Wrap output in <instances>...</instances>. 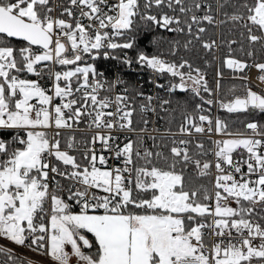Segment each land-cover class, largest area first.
<instances>
[{
    "label": "snow or ice",
    "instance_id": "snow-or-ice-1",
    "mask_svg": "<svg viewBox=\"0 0 264 264\" xmlns=\"http://www.w3.org/2000/svg\"><path fill=\"white\" fill-rule=\"evenodd\" d=\"M225 24L264 51V0H67L66 5L0 0V238L44 249L55 264H70L73 257L78 264H264V123L230 131L227 121L204 114L205 105H216L227 113L264 115V90L246 85L243 95L229 89L214 99L222 72L210 87L200 67L149 55L138 41L144 28H161L186 35L185 49L199 42L215 58L220 45L204 41L202 34L205 25ZM171 43L175 56L181 44ZM237 43L227 41L223 65L240 73L255 67L264 74V63L232 55ZM118 49L122 55L113 54ZM94 53L146 67L157 78H178L169 81L168 91L199 98L201 103L183 113L181 138L169 133L167 153L144 147L139 136L116 143L120 137L114 133L137 131L136 109L128 96L109 95L114 84L123 83L119 77L107 82L94 65L79 66L86 55L98 58ZM55 65L74 67L53 71ZM26 74L48 76L53 86ZM146 100L140 111L155 113L153 97ZM170 102L163 100L161 107ZM85 118L88 128L97 130L89 143H99L122 167H107L108 158L94 147L78 161L70 154L79 151L74 136L64 138L62 149L60 130ZM49 129H55L52 135ZM193 131L221 138L210 148L197 142L192 151V141L183 137ZM8 251L0 245V252Z\"/></svg>",
    "mask_w": 264,
    "mask_h": 264
},
{
    "label": "built area",
    "instance_id": "built-area-1",
    "mask_svg": "<svg viewBox=\"0 0 264 264\" xmlns=\"http://www.w3.org/2000/svg\"><path fill=\"white\" fill-rule=\"evenodd\" d=\"M66 3L67 0H57L58 5L59 4L66 5ZM114 39L116 38L114 37ZM103 51L104 50L101 49V53ZM218 51L219 49L215 50V54H218ZM109 52H112V50H109ZM113 54L122 55L123 53L118 49L115 50V53ZM94 55H98V54L94 53ZM85 62L87 64L94 65L98 69V71L103 72L104 77H102V79H104L107 82L114 83L117 77H119L120 80L123 81V83L114 84V87L111 93H109V95H111L112 97H115L116 95L128 96L130 98L131 104L136 109L133 116V127L136 128L137 131L114 133L115 135H118L120 137V139L117 140L116 143L122 145L123 143L127 142L126 138H130L131 140L135 141L139 136L143 138L144 147L152 151L159 150L164 152L171 147V140L173 139V136L170 135L169 133L177 134L175 136L176 139L181 138L178 135V129L180 125L183 123L184 116H182V118L179 120L180 123L178 125V128L176 130H170L172 126H175L178 123V118L175 112L176 103L174 99V96L178 89L174 92H170L167 90L169 81L175 82L174 80H171L166 75L157 78L156 74L153 73L151 69L142 67L137 64H133L131 67H128L116 59H107L103 55H98V58L96 59H92L86 55L84 57V61H82L79 66L81 67L86 66ZM73 67L74 66L65 67V66L55 65L53 66L52 70L62 71V70H68ZM229 70L233 75H235L236 78L239 79L241 76L247 75L249 77L248 80H242V79L241 80L245 84L252 87L254 91L260 92L264 90V81H261L259 79V77L264 74L260 73L255 67H252L251 69H246L244 73L234 72L231 69ZM27 75H28V79H34V80L38 79L41 85L48 89H51L53 86V81L48 76H44L43 78H40V77L32 76L31 74H27ZM154 78L156 79V83L163 84L165 85V87L164 88L156 87L155 83L152 82ZM215 79H217L216 74L214 77V81ZM60 83L61 86H63L64 82L61 81ZM214 86H215V82H214ZM139 93H143V96L139 95ZM49 94H51V92H49ZM104 94L105 93L103 92L101 93V95ZM147 96L153 97V100L151 101V107H154L156 109L155 113H153L152 111H144V112L140 111L141 105L149 103L146 100ZM214 99L218 100V97L216 96L214 97ZM163 100H170L171 102L167 105H164L162 108L161 103ZM59 102L60 101L58 100L53 101L54 104ZM33 103L36 102L33 101ZM164 109H167V111H165ZM205 109L206 112L204 114L210 115L213 118L220 119V108L218 106L205 105ZM144 119H147L149 121V123L146 126L143 123ZM145 127L147 128V131L145 132L139 131L141 128H145ZM47 131L49 135H52L55 129H49ZM60 131L62 133V136L57 137V139L61 140L62 149L64 147L65 137H72V136L75 137L79 151L71 150L70 154L75 155L78 161L80 160L81 153L83 151H85L88 147H94L96 150V154L98 156L103 154L108 158L107 167L111 168L113 166H119V167L123 166L122 160L120 161L115 160L114 158H112V154L107 151L102 152L101 145L99 143H97L94 146H92L89 143L94 132L97 130L94 128L92 129L88 128L87 118H85L84 122L80 123L79 125H74L73 129H61ZM183 138L190 139L192 141V144L189 145V148L192 151H195L196 150L195 145L197 142H203L206 148H210L211 141L215 139H220L221 137L215 133H213L211 137H209L207 134H198L193 131L191 137L184 136ZM165 145H167V147H165ZM235 155L236 154L234 153V157ZM85 163L87 162L85 161ZM97 166L102 168L104 167L99 164ZM61 182L65 183V181L63 180ZM0 245H3L6 250H10L7 252V254L4 252H0V254L6 255L9 258H15L16 260H18L19 264L20 262H25V264H55V262L52 261L50 255L46 253V250L44 249L34 250L36 248L35 245L31 247L18 246L3 238H0ZM0 264H3L1 258H0ZM70 264H78L75 257L72 258Z\"/></svg>",
    "mask_w": 264,
    "mask_h": 264
},
{
    "label": "trees",
    "instance_id": "trees-1",
    "mask_svg": "<svg viewBox=\"0 0 264 264\" xmlns=\"http://www.w3.org/2000/svg\"><path fill=\"white\" fill-rule=\"evenodd\" d=\"M153 11H156L153 9ZM167 11V9H165ZM219 19V17H217ZM143 28V25H141ZM207 28L206 33L202 34L204 41H211L213 39H217L218 44L220 45L218 51V57L220 62L219 71L223 73H227L226 66L223 65L222 61L227 55L228 52V44L227 41L231 39H236L237 44L232 45V55L245 61L247 63L253 64L255 63H264V51L260 49L259 46L251 45L246 39L239 35L237 30H231L229 25L225 24L220 27H215L213 25H205ZM159 38V42L157 44H153L151 42L152 39ZM119 39V38H116ZM188 39L186 35H179L176 33L167 32L161 28H153L151 30L144 28L143 31L140 32L138 41H142L140 43L141 50L145 51L149 55H157L161 58L175 62L176 60L183 58L187 59L192 62L194 65L200 67L206 74V78L209 81V86H214V77H215V59L211 54H208L200 45L199 42L195 43V46L191 49H185L182 45ZM179 40L181 47L176 52V55L173 56L171 54V50L173 48V44L171 41ZM13 44H16V41H12ZM121 51V50H120ZM127 52L129 56H133L134 53L132 50H123ZM252 52L253 55L249 56L247 53ZM208 61L211 66L205 63ZM168 76L171 80L178 82V78H173L168 74H164ZM26 78L28 75L26 74ZM220 89L218 93V98L220 99L223 97L229 89H235L236 94L243 95L244 87L247 85L243 84L237 80H228V79H221L220 80ZM250 87L249 85H247ZM253 91L254 89L250 87ZM206 98L207 94L202 93ZM231 98V97H227ZM175 103H176V116L178 118V123L175 126H172L170 130H176L180 123V119L183 116L185 109L187 111H192L196 104L201 103L199 98L193 97L190 92H180L177 90L175 96ZM220 119H223L228 122L229 130L230 131H243L244 126L248 122H259L264 123V115L259 113H227L224 110L220 109ZM3 135H10V134H3ZM169 149L164 151L165 153L168 152ZM135 194V193H134ZM141 195H147L146 193H141ZM73 211H76L73 209ZM89 239H93L90 234H87ZM0 258L3 264H19L18 261L14 258H9L6 255L0 254Z\"/></svg>",
    "mask_w": 264,
    "mask_h": 264
},
{
    "label": "rangeland",
    "instance_id": "rangeland-1",
    "mask_svg": "<svg viewBox=\"0 0 264 264\" xmlns=\"http://www.w3.org/2000/svg\"><path fill=\"white\" fill-rule=\"evenodd\" d=\"M217 40V39H216ZM214 58V57H213ZM215 74L219 71V68H220V62H219V57H218V54H215ZM227 68V67H226ZM220 72V71H219ZM217 78V77H216ZM222 79H228V80H237V81H240L242 82L243 84H245L241 79L239 78H236L235 75H233L230 70L227 68V73L225 71L224 75H223V78ZM215 82H216V79H215ZM246 85V84H245ZM214 87V86H213ZM218 97V95H217ZM219 100V98H218ZM91 235V234H90ZM15 259V258H14ZM18 261V260H17Z\"/></svg>",
    "mask_w": 264,
    "mask_h": 264
},
{
    "label": "bare ground",
    "instance_id": "bare-ground-1",
    "mask_svg": "<svg viewBox=\"0 0 264 264\" xmlns=\"http://www.w3.org/2000/svg\"><path fill=\"white\" fill-rule=\"evenodd\" d=\"M249 64H251V63H249Z\"/></svg>",
    "mask_w": 264,
    "mask_h": 264
},
{
    "label": "water",
    "instance_id": "water-1",
    "mask_svg": "<svg viewBox=\"0 0 264 264\" xmlns=\"http://www.w3.org/2000/svg\"><path fill=\"white\" fill-rule=\"evenodd\" d=\"M14 41V40H13Z\"/></svg>",
    "mask_w": 264,
    "mask_h": 264
}]
</instances>
